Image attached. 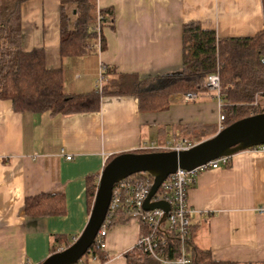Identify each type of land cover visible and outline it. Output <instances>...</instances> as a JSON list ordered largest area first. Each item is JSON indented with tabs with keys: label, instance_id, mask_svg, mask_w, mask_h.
Returning a JSON list of instances; mask_svg holds the SVG:
<instances>
[{
	"label": "crops",
	"instance_id": "1",
	"mask_svg": "<svg viewBox=\"0 0 264 264\" xmlns=\"http://www.w3.org/2000/svg\"><path fill=\"white\" fill-rule=\"evenodd\" d=\"M95 3L114 13L113 24L103 28L106 48L70 58L60 54L61 0H26L20 8L23 50L44 49L48 68L62 71L67 94L99 89L102 72L140 78L180 72L183 27L190 22L220 39L253 37L264 29V0ZM221 105L207 88L171 96L162 112H142L138 99L128 96H104L98 111L75 115L16 113L10 101L0 100V264H42L54 247H69L89 220V187L98 186L111 157L174 150L188 144L186 126L209 128L202 140L210 139L219 132ZM230 159L227 168L199 172L189 190L192 243L225 264H258L264 262V215L258 213L264 207V150ZM39 195L55 198L61 213L28 216L26 200ZM116 220L104 259L90 257V264H128L127 254L135 253L143 225L124 213Z\"/></svg>",
	"mask_w": 264,
	"mask_h": 264
},
{
	"label": "trees",
	"instance_id": "2",
	"mask_svg": "<svg viewBox=\"0 0 264 264\" xmlns=\"http://www.w3.org/2000/svg\"><path fill=\"white\" fill-rule=\"evenodd\" d=\"M25 1L0 0V100L10 101L16 113L75 115L96 112L104 96L134 97L138 99L142 112H162L169 109L171 96L203 91L208 76L217 73L225 127L264 113L256 111L253 106L257 97L264 98V29L253 37L220 39L215 31L204 29L197 22L187 23L183 27L184 56L180 72L140 78L135 74L109 71L103 75L107 80L101 88L73 95L64 90L62 71L48 68L44 49L23 50L20 8ZM113 20V10L97 9L95 0H61L62 58L103 51L106 48L103 28L111 26ZM98 39L99 46L96 45ZM209 131V128L201 126L182 129L190 145L203 141ZM117 156L111 157L108 163ZM137 176L150 182L153 180L148 174ZM97 188V184L89 187L91 201ZM53 199L48 195L28 198L25 205L27 215L60 214L59 204H53ZM142 227L144 234L147 227ZM182 246L178 236H169L167 249L177 252ZM184 246L191 264H225L215 260L210 250L194 246L191 227ZM91 250V257L104 259L103 251L95 245ZM58 251L53 248V254ZM134 252L127 254L128 264H159L146 253Z\"/></svg>",
	"mask_w": 264,
	"mask_h": 264
},
{
	"label": "built area",
	"instance_id": "3",
	"mask_svg": "<svg viewBox=\"0 0 264 264\" xmlns=\"http://www.w3.org/2000/svg\"><path fill=\"white\" fill-rule=\"evenodd\" d=\"M101 21V17L99 18ZM95 44V43H94ZM100 45V40L96 41ZM103 72L100 75L99 86H103ZM205 87L220 96V78L219 74L208 76ZM187 99L192 98L187 95ZM257 97L253 106L256 111H264V101ZM222 108V105H221ZM225 117L220 116L218 131L225 129ZM192 145H178L174 150H186ZM264 150V146H259ZM67 160H72V156H66ZM231 157H221L213 160L193 171L178 169L173 175L169 176L160 186L156 195L150 200L151 203L164 201L168 203L170 209L165 213L161 209L147 211L144 203L151 192L153 180L141 179L136 175L130 176L114 186L113 194L108 209L106 219L100 228L93 245L99 250H106L107 233L112 225L113 219L119 214L124 213L130 220L137 221L147 227V231L138 238L133 250H138L150 255L159 264H191L186 247L184 246L190 230L191 209L188 204V193L195 182V177L199 172L208 169L227 168L230 165ZM144 175V174H142ZM260 215H264V207L258 209ZM165 217V220L163 221ZM176 235L183 246L179 251L173 252V249H167L169 236ZM92 256L91 248L76 264H90L89 258Z\"/></svg>",
	"mask_w": 264,
	"mask_h": 264
},
{
	"label": "water",
	"instance_id": "4",
	"mask_svg": "<svg viewBox=\"0 0 264 264\" xmlns=\"http://www.w3.org/2000/svg\"><path fill=\"white\" fill-rule=\"evenodd\" d=\"M259 146H264V113L239 120L214 137L186 150L118 155L100 175L91 214L81 235L69 247L50 255L42 264H76L88 252L106 219L114 186L120 181L136 174L150 175L153 186L144 208L147 211L161 209L167 213L170 209L168 203H151L150 200L162 183L178 169L193 171L213 160Z\"/></svg>",
	"mask_w": 264,
	"mask_h": 264
}]
</instances>
